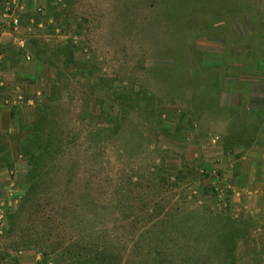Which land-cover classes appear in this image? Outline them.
Here are the masks:
<instances>
[{
  "label": "rangeland",
  "instance_id": "1",
  "mask_svg": "<svg viewBox=\"0 0 264 264\" xmlns=\"http://www.w3.org/2000/svg\"><path fill=\"white\" fill-rule=\"evenodd\" d=\"M196 1L69 0L41 33L48 94L0 150V264H264V79L217 67L242 25L171 18Z\"/></svg>",
  "mask_w": 264,
  "mask_h": 264
},
{
  "label": "crops",
  "instance_id": "2",
  "mask_svg": "<svg viewBox=\"0 0 264 264\" xmlns=\"http://www.w3.org/2000/svg\"><path fill=\"white\" fill-rule=\"evenodd\" d=\"M68 6L69 0H0L1 151H14L16 146L7 135L15 126L12 109L48 94L46 77L40 73L47 65L37 58L36 45L55 19L66 18ZM24 76L30 82H23Z\"/></svg>",
  "mask_w": 264,
  "mask_h": 264
},
{
  "label": "trees",
  "instance_id": "3",
  "mask_svg": "<svg viewBox=\"0 0 264 264\" xmlns=\"http://www.w3.org/2000/svg\"><path fill=\"white\" fill-rule=\"evenodd\" d=\"M250 2L251 0H197L196 3L188 5L187 9L180 7L171 16V18L180 17L179 19L184 21L183 18L189 17L186 20L188 22L186 24H189L188 29L192 30L193 26L190 24H194L193 29L196 30L206 28L204 32L208 37L217 36L215 35L217 32L214 30V33L209 31L211 27L210 18H217L219 23L224 25H231L232 23L238 24V27L242 25L240 28L247 31L245 37H241L239 28L238 31L237 28L233 29L232 27L231 32L234 31V36L229 41L230 53L227 58L221 60L222 65L217 66L221 68L220 70L225 69L224 74L228 78H234L228 80L229 83L236 82L235 79L243 77L245 79L243 84L249 83L247 79L250 78L264 79V6L261 8L259 5ZM243 5L247 7L243 8ZM224 40H226L225 37ZM193 61L195 62V59ZM213 66L211 68L216 74L214 81H217L219 80L217 75L223 73ZM190 76L192 79L199 80L200 78L197 72H192ZM213 87L219 88L215 84ZM91 248L94 249V247ZM88 262L90 261H87L86 264Z\"/></svg>",
  "mask_w": 264,
  "mask_h": 264
}]
</instances>
